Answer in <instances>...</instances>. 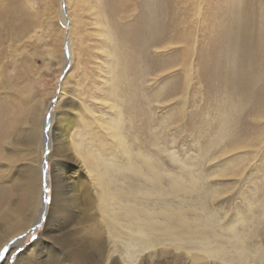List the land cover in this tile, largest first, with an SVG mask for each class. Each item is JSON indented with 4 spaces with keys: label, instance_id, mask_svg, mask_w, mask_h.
I'll return each instance as SVG.
<instances>
[{
    "label": "rangeland",
    "instance_id": "1",
    "mask_svg": "<svg viewBox=\"0 0 264 264\" xmlns=\"http://www.w3.org/2000/svg\"><path fill=\"white\" fill-rule=\"evenodd\" d=\"M262 1L245 3L254 11L257 24L249 29V40L258 38L252 46L259 49L252 51L251 63L236 64L221 52L205 73L201 60L204 57L206 61L209 41H217L214 50L223 49L227 40V36L212 34L210 23L228 19L230 0H158L157 22L160 20L162 31L158 43L144 46L137 43L138 36L143 37L137 23L139 0H0V115L10 128V133L0 137V264H17L23 256H29L32 264H52L44 253L38 255L41 246L37 240L42 232L48 248L57 249L56 242L68 237L70 242L59 246L60 254L78 247L74 243L79 239L68 235L77 233L82 238L90 230L98 232L97 238L95 231V238L86 241L89 249L96 251L94 255H102L97 251L100 245L111 244L103 232L105 225L101 219L95 220L100 217L89 174L95 162L81 158L88 149L97 160L118 164L115 157L121 161L116 149L104 146L108 140L104 126L116 115L112 102L124 108L122 131L133 151L141 149L156 158L166 172L177 173L187 167L203 178L202 187L208 193L206 210L218 224L227 225L248 212L259 216L258 224L248 225V229L256 227L248 245L252 255L264 251V208L260 206L264 202ZM178 30L186 36L171 42V33ZM112 66L122 71L116 78ZM117 82L124 93L114 91ZM116 92L118 96L112 97ZM131 100L142 114L130 124ZM226 111L233 113L227 124L223 122ZM46 115L48 122L44 121ZM60 137L70 139L71 147L69 142L59 145ZM44 169L48 170L46 176ZM36 173L35 193L20 211L21 192L14 183H25L26 175L27 180H34ZM46 179L50 187L43 207ZM63 185L72 196L65 195L69 207L68 212L63 211L64 224L46 233L47 215L55 199L60 202ZM244 202L251 204V209L248 204L243 206ZM4 215L11 217L4 219ZM21 221L27 222L24 228ZM34 224L38 226L22 237ZM146 256L139 254L134 264ZM189 258L182 255L174 264H192ZM205 259L201 264L216 261L214 257Z\"/></svg>",
    "mask_w": 264,
    "mask_h": 264
},
{
    "label": "bare ground",
    "instance_id": "2",
    "mask_svg": "<svg viewBox=\"0 0 264 264\" xmlns=\"http://www.w3.org/2000/svg\"><path fill=\"white\" fill-rule=\"evenodd\" d=\"M246 2L247 0H230L231 8L228 7L227 10L228 19L219 24H215L214 21L210 23L212 26L209 27V31L212 34L218 35L219 38L221 35L227 36V40L223 49L220 47L214 50L212 47L217 41H209L208 48L205 50L206 61L204 57L201 60V63H205L204 65L206 66L205 73H209L210 62L211 65H215L214 60H212L213 57H216L221 52L226 53L234 63L242 62L243 65H246L251 63V60L254 58L252 51L259 50L256 49L258 47L256 46L258 38L251 37L249 40V29L250 27H256L257 24L255 13L249 10V7L245 5ZM158 6V0H139L138 2L141 17L137 19V23H139L138 26L140 27L139 35L143 37L140 39L138 36L137 43L141 44V46H144L146 43L151 45L158 43L156 39L162 31L160 29V20L157 22ZM260 7L263 10V1ZM212 20H214V17H212ZM169 26L172 27L173 24L170 23ZM149 33H152V36H147ZM146 36L148 39L143 40ZM185 36L178 30L171 33L170 40L172 42L175 39H183ZM248 40L250 41L249 45ZM252 41L256 43L254 46H252ZM66 58H68V55ZM112 68V74L113 76L115 75V78L122 73V71H118L114 66ZM117 85L119 87L114 91L117 90L118 93H124L121 83L117 82ZM118 93H112V97L115 98V95L118 96ZM130 95L132 98L133 92H130ZM135 101L136 103L139 101L137 94L135 95ZM136 103L132 101L128 107L130 124L133 122V118L140 117V114H142V109ZM110 106L114 108V114L116 115L109 122H106L104 126L107 133V138H105L109 140V142L108 140L104 142V146L107 150L116 149L118 151L117 154L121 156V161L115 157L113 160H117L118 164L105 162L102 158L97 160L88 149L84 150L87 153L84 154L81 160H85L87 163L92 159L95 162L89 167V174L95 186L96 192L93 198L97 203V206H95L99 212L96 211V213L100 218L97 219L95 213L94 216L96 221L101 219L105 225L103 232L107 234L108 241L111 244L107 246L106 244L100 245V250L98 249L97 251L98 254L102 255L99 257L94 255L93 253H96V251L89 249L90 244L86 242L92 238L95 231L97 238L98 232L94 228L95 231L90 230L82 238L77 233L68 235L79 239L78 243H74L78 247L75 246V249L71 248V252L63 251L60 254L58 251L59 246L62 242L66 245L68 237L63 241L58 240L56 242L57 249L48 248L44 245V239L41 237L44 233L42 232L37 240V243L42 247L38 246V251L41 250L38 255L44 253L46 260L52 259V262L56 264H66L67 262H70L69 264H134L139 254H147V259H142L138 264H156L157 261L174 264L182 255H185L187 258H189L188 255H191L189 260L192 261V264H201L206 260V257L215 258L216 261H210L211 264H264V251H258L252 255L250 254L248 245V241L256 232V227L248 229V225L258 224L260 222L259 216L248 212L244 216L237 217L234 222L227 225L218 224L206 210L208 193L202 187L203 178L197 173L192 172L189 168H183L182 166V171L179 170L177 173L166 172L161 169L156 158H152L143 150L138 149V145L136 146L138 150L133 151L131 146L128 143L126 144L122 131L125 124L122 118V115L125 114L124 108L116 102H112ZM232 106L236 108V104ZM230 112L226 111L224 113L225 119L223 122H226V124L233 119V113ZM5 119L4 115H0V137L6 136L10 130L9 121ZM4 120L7 124H4ZM63 121L66 120L64 119ZM63 124L61 123V125ZM140 129L142 131L143 126ZM228 129L229 127L227 126L225 131L227 132ZM30 136L32 137V135ZM65 142H69L70 144V139L66 140L65 137L58 139L59 145H65ZM102 152H105V150H102ZM204 154L205 150L202 151L200 156ZM91 155L93 158H91ZM82 161V165L86 164ZM47 171V169H44L45 176ZM27 178L28 175L25 177V183L21 181L18 184L14 183V186L18 187L21 192V197L17 203L18 210L20 211L26 207L30 195L35 193L38 174L36 173V179L34 180H31V178L27 180ZM46 183L47 186L43 187L44 191L42 194L43 207L46 206L44 203L46 189L48 186L50 187L47 179ZM65 186L63 185V188L59 190L58 196L61 197L60 202L56 198L52 211L48 210L49 215H47L46 227L44 228L46 233L54 231L56 226L64 224L66 214L64 215L63 211H67L69 207L67 197H72L69 190L66 189L67 186ZM64 191L67 193H64ZM214 194L216 193L214 192ZM84 195L93 199L91 197L92 194L88 192H85ZM217 196L220 197L221 194H216ZM254 200H252V203H255ZM247 204L244 202L243 206L246 207ZM260 206L264 208V202ZM46 209L44 208L39 212L44 213ZM247 209H251V204L247 205ZM238 210V212L241 211L240 209ZM87 215H90V213L88 212ZM216 215L218 219L221 218L219 213H216ZM2 217L8 219L11 216L4 215ZM222 218L224 219V217ZM36 219H40V216L37 215ZM18 223L17 221V225ZM26 224L27 222L21 221L23 228ZM37 226V224H34L26 234ZM24 236L23 234L22 237ZM95 256L97 257L96 259ZM105 256V261H102ZM28 257L27 259L24 256L19 257L17 264H32L30 263L32 261L28 260ZM197 260L202 261L198 262ZM45 263V261L39 262V264Z\"/></svg>",
    "mask_w": 264,
    "mask_h": 264
},
{
    "label": "water",
    "instance_id": "3",
    "mask_svg": "<svg viewBox=\"0 0 264 264\" xmlns=\"http://www.w3.org/2000/svg\"><path fill=\"white\" fill-rule=\"evenodd\" d=\"M68 67V66H67ZM65 71H66V69L64 70V72H63V74L65 73ZM45 122L47 121H49V116L48 115H46L45 116V120H44ZM45 153H46V150H45ZM45 155V154H44ZM45 203V205H46V201L44 202ZM24 235H26V233L24 234Z\"/></svg>",
    "mask_w": 264,
    "mask_h": 264
}]
</instances>
